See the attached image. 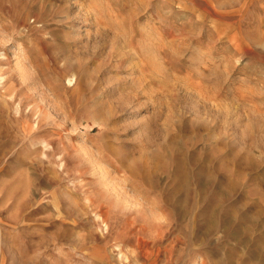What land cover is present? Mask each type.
<instances>
[{"label":"rangeland","instance_id":"rangeland-1","mask_svg":"<svg viewBox=\"0 0 264 264\" xmlns=\"http://www.w3.org/2000/svg\"><path fill=\"white\" fill-rule=\"evenodd\" d=\"M0 264H264V0H0Z\"/></svg>","mask_w":264,"mask_h":264}]
</instances>
